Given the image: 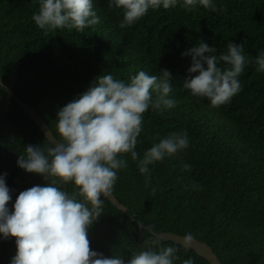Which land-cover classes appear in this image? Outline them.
Here are the masks:
<instances>
[{"label": "trees", "instance_id": "trees-1", "mask_svg": "<svg viewBox=\"0 0 264 264\" xmlns=\"http://www.w3.org/2000/svg\"><path fill=\"white\" fill-rule=\"evenodd\" d=\"M212 11L197 4L185 10L149 9L131 26L120 28L121 9L110 0H93L99 23L57 29L45 35L32 20L39 0H0V77L15 95L34 108L55 134L58 110L79 98L96 77L112 74L126 83L139 71L172 73L176 104L161 114L151 107L143 114L138 136L139 158L160 139L186 130L189 145L175 155L149 165L150 180L140 173L130 153L120 158L112 193L127 208L122 212L106 198L103 212L89 226L92 250L125 261L148 250L174 247L180 258L209 264L192 249L154 239L149 229L193 237L212 247L222 264H264V72L255 58L264 53V0H212ZM216 48L219 57L231 41L244 45L247 59L239 75L241 91L231 101L212 108L208 98L193 97L183 88L191 57L181 54L200 41ZM222 70L230 67L218 62ZM153 91L152 97L156 98ZM45 136L15 99L0 85V173H6L12 211L21 191L49 181L18 167L27 145L47 147ZM190 164L191 170H182ZM193 184L202 190H194ZM71 193V182L60 185ZM155 188V194L152 189ZM143 225L141 228L138 225ZM148 242V243H146ZM16 254L15 237L0 234V264Z\"/></svg>", "mask_w": 264, "mask_h": 264}, {"label": "clouds", "instance_id": "clouds-1", "mask_svg": "<svg viewBox=\"0 0 264 264\" xmlns=\"http://www.w3.org/2000/svg\"><path fill=\"white\" fill-rule=\"evenodd\" d=\"M178 0H110L109 7L121 9L120 28L131 26L148 10L174 8ZM197 4L212 11L217 9L212 0H182L180 7L195 9ZM93 0H39V10L32 20L45 35L57 29H75L99 23L93 10ZM216 48L204 43L193 46L182 56L191 57L189 75L183 88L193 97H206L212 108L229 103L241 91L239 75L248 62L244 45L229 42L227 52L211 55ZM218 62L230 67L221 69ZM258 72H264V53L255 58ZM172 73L162 69V75L139 71L129 82L115 79L112 74L100 75L79 98L67 103L57 112L55 134L45 133L47 147L27 145L17 160L18 167L29 173L42 175L49 183L21 191L10 211V189L6 173H0V234L4 239L15 237L16 254L10 264H125L119 256L104 257L90 247L89 226L103 212V200L113 191L117 172L127 167L120 158L130 153L138 161L140 173L150 180L149 165L175 155L189 145L187 131L173 132L153 144L139 158L135 150L140 133L144 130L143 114L151 107L161 114L175 107L168 98L172 92ZM153 91L157 94L153 99ZM190 164L182 170L190 171ZM71 182L72 192L60 187ZM194 190H202L193 184ZM156 189H152L155 194ZM143 228L144 226L138 225ZM191 233L182 237L185 247L193 240ZM148 243V242H146ZM161 243L159 239L150 242ZM174 247L159 251H141L132 255L127 264H173L180 259ZM182 264H194L191 258Z\"/></svg>", "mask_w": 264, "mask_h": 264}, {"label": "water", "instance_id": "water-1", "mask_svg": "<svg viewBox=\"0 0 264 264\" xmlns=\"http://www.w3.org/2000/svg\"><path fill=\"white\" fill-rule=\"evenodd\" d=\"M0 85L5 88V90L15 99V101L19 104L21 109L36 123V125L39 127L43 135L45 136V133L50 130L46 122L43 120V118L36 112V110L32 107H30L25 102L21 101L13 92V90L6 85L4 80L0 77ZM46 138V136H45ZM108 201L111 202L113 206H115L117 209L121 210L122 212H127L126 206H124L115 196L113 193L110 194L108 198H106ZM149 233L160 240L163 241H171L176 244H179L183 247L184 244L181 242L182 237L185 235L177 234L170 231H161L156 232L154 230L149 229ZM187 248L192 249L196 254L203 257L205 260L209 262V264H222L217 255L212 250V247L207 244L204 241H201L197 238H193L192 241L189 242V245Z\"/></svg>", "mask_w": 264, "mask_h": 264}]
</instances>
